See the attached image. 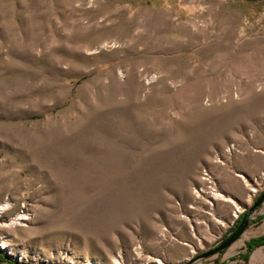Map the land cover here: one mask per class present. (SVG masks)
<instances>
[{
  "label": "rangeland",
  "instance_id": "obj_1",
  "mask_svg": "<svg viewBox=\"0 0 264 264\" xmlns=\"http://www.w3.org/2000/svg\"><path fill=\"white\" fill-rule=\"evenodd\" d=\"M263 192L264 0H0V264H188Z\"/></svg>",
  "mask_w": 264,
  "mask_h": 264
},
{
  "label": "water",
  "instance_id": "obj_2",
  "mask_svg": "<svg viewBox=\"0 0 264 264\" xmlns=\"http://www.w3.org/2000/svg\"><path fill=\"white\" fill-rule=\"evenodd\" d=\"M264 203V192L261 193V195L256 199V201L253 203V205L246 210V212L243 214L241 221L239 225H237L236 229L233 231V233L225 239L218 247L214 248L213 250L204 253L200 255L199 257L195 258L188 264H192L197 260L207 258L211 255L217 254L221 251H224L228 249L232 244H234L245 232L247 227L250 224V218L251 215Z\"/></svg>",
  "mask_w": 264,
  "mask_h": 264
},
{
  "label": "bare ground",
  "instance_id": "obj_3",
  "mask_svg": "<svg viewBox=\"0 0 264 264\" xmlns=\"http://www.w3.org/2000/svg\"><path fill=\"white\" fill-rule=\"evenodd\" d=\"M155 19H156V18H155ZM161 19L163 20V17H162ZM199 30H200V29H199ZM182 32H184V33L188 36V38H189V41H188L187 43L190 42V40L192 39V37H193L194 34H195V33L192 32V30L189 29L188 26H184V27L182 28ZM198 32H199V31H198ZM184 39H186V38H184ZM168 40H169V39H168ZM170 40L173 41V45H174V44H175V45H183V44H184V41H183V40H181V39H177L176 37H175V38H172V39H170ZM222 60H223V59L221 58V59L219 60L218 64H220ZM216 196H220V194L217 193Z\"/></svg>",
  "mask_w": 264,
  "mask_h": 264
},
{
  "label": "trees",
  "instance_id": "obj_4",
  "mask_svg": "<svg viewBox=\"0 0 264 264\" xmlns=\"http://www.w3.org/2000/svg\"><path fill=\"white\" fill-rule=\"evenodd\" d=\"M261 245H264V236L263 237H260L258 239H254L251 241V243L248 244V247H247V254L246 256L249 254L258 246H261Z\"/></svg>",
  "mask_w": 264,
  "mask_h": 264
},
{
  "label": "crops",
  "instance_id": "obj_5",
  "mask_svg": "<svg viewBox=\"0 0 264 264\" xmlns=\"http://www.w3.org/2000/svg\"><path fill=\"white\" fill-rule=\"evenodd\" d=\"M252 262H254V264H264V253L261 251L254 252L248 264H251Z\"/></svg>",
  "mask_w": 264,
  "mask_h": 264
},
{
  "label": "built area",
  "instance_id": "obj_6",
  "mask_svg": "<svg viewBox=\"0 0 264 264\" xmlns=\"http://www.w3.org/2000/svg\"><path fill=\"white\" fill-rule=\"evenodd\" d=\"M244 210H245V209H244ZM236 212H237V214H234V216L237 218V217H239L238 214H241L242 212H241L239 209H236Z\"/></svg>",
  "mask_w": 264,
  "mask_h": 264
}]
</instances>
